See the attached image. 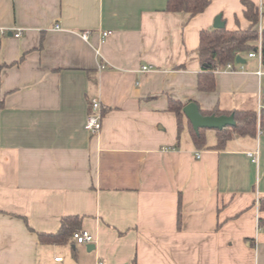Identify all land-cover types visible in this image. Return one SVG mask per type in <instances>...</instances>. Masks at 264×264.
<instances>
[{"label":"crops","instance_id":"obj_1","mask_svg":"<svg viewBox=\"0 0 264 264\" xmlns=\"http://www.w3.org/2000/svg\"><path fill=\"white\" fill-rule=\"evenodd\" d=\"M167 1L0 0V264H264V133L217 149L215 129L198 149L168 109L258 112L257 57L198 88L201 31L219 14L247 29L245 6L211 0L190 16ZM66 215L83 216L95 249L41 243Z\"/></svg>","mask_w":264,"mask_h":264},{"label":"trees","instance_id":"obj_2","mask_svg":"<svg viewBox=\"0 0 264 264\" xmlns=\"http://www.w3.org/2000/svg\"><path fill=\"white\" fill-rule=\"evenodd\" d=\"M245 10L244 15L250 21L247 29L229 30L224 28H210L200 33L199 54L203 64V71L199 74L198 88L203 92H212L216 89L217 81L215 72L223 68L228 62H236L238 56L246 57L249 52L257 48L259 39L258 22L260 16L259 6L252 0H242ZM211 0H168L167 11L186 12L195 16L209 6ZM264 14V8H263ZM263 40V62H264V29ZM185 104L181 100L170 99L168 109L177 117L178 138L184 128L183 112ZM204 115L234 114L236 124L224 129H216L217 142L215 148L223 149L228 141L234 136H256L258 131L264 133V107L260 115L256 110L234 109L223 111L219 107L212 110L201 109ZM190 135L196 148H207V128L195 130L192 123L188 122ZM261 206L264 209V196L261 198ZM181 208V201H180ZM179 212V223H180ZM83 216L66 215L61 218L60 227L56 232H40L39 240L44 244H76L74 234L82 230Z\"/></svg>","mask_w":264,"mask_h":264},{"label":"built area","instance_id":"obj_3","mask_svg":"<svg viewBox=\"0 0 264 264\" xmlns=\"http://www.w3.org/2000/svg\"><path fill=\"white\" fill-rule=\"evenodd\" d=\"M263 6L260 7V18H259V42L257 45V48L254 51L249 52L248 57H257L259 59V62L262 64L263 63V40H262V32H263V27H262V12H263ZM2 33H6V30L3 28ZM110 34V32H104L103 35L106 37ZM16 37H20L22 35L21 30H17L14 34ZM89 31H84L83 32V37L85 39L88 38ZM243 68V64L240 62H228L223 69L226 70H236ZM152 69V66H143L142 70L143 71H150ZM260 75L263 74L261 70L258 72ZM264 107V103L262 101V95L260 94L259 98V110L258 114L260 115L261 109ZM102 122H103V112H102V106L101 102L98 99H94L92 101V108L91 112L87 116L86 120V129L93 135H97L100 133L102 129ZM254 158L257 159V156H254L253 154L250 153ZM75 242L76 244H88V243H93L95 241V238L93 234L86 230L82 229L80 231L75 232L74 234ZM62 258L59 257L57 260H61ZM98 264H103V261H99Z\"/></svg>","mask_w":264,"mask_h":264},{"label":"water","instance_id":"obj_4","mask_svg":"<svg viewBox=\"0 0 264 264\" xmlns=\"http://www.w3.org/2000/svg\"><path fill=\"white\" fill-rule=\"evenodd\" d=\"M225 24V20H223L222 15L219 14L215 18L214 28H224ZM236 61L240 63H245L246 59L242 56H238ZM183 112L190 120L195 130H199L200 128L221 130L228 126H234L236 124L234 114L204 115L202 114L200 107L196 102H189L188 104H186L183 108ZM87 249L89 251L95 249V244H88Z\"/></svg>","mask_w":264,"mask_h":264},{"label":"rangeland","instance_id":"obj_5","mask_svg":"<svg viewBox=\"0 0 264 264\" xmlns=\"http://www.w3.org/2000/svg\"><path fill=\"white\" fill-rule=\"evenodd\" d=\"M206 133L208 134V137H209V138H212V137H213V134H215V129H210V128H208V129L206 130Z\"/></svg>","mask_w":264,"mask_h":264}]
</instances>
